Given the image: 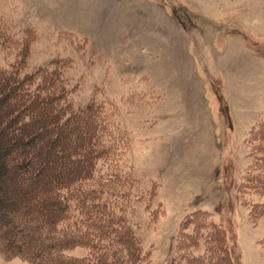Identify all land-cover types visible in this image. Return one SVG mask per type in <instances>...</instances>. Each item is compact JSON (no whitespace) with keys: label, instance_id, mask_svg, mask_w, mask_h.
Wrapping results in <instances>:
<instances>
[{"label":"rangeland","instance_id":"374dc122","mask_svg":"<svg viewBox=\"0 0 264 264\" xmlns=\"http://www.w3.org/2000/svg\"><path fill=\"white\" fill-rule=\"evenodd\" d=\"M0 18L17 38L35 34L29 71L63 61L76 106L116 112L128 142L114 170L139 191L157 185L130 217L148 264L173 263L197 210L226 229L236 264H264V218L245 205L264 194L242 187L264 117V0H0ZM14 59L0 50V65ZM0 264L29 263L0 253Z\"/></svg>","mask_w":264,"mask_h":264},{"label":"trees","instance_id":"16d2710c","mask_svg":"<svg viewBox=\"0 0 264 264\" xmlns=\"http://www.w3.org/2000/svg\"><path fill=\"white\" fill-rule=\"evenodd\" d=\"M17 38L0 18V253L29 264H148L131 215L151 206L157 185L139 191L114 170L127 151L116 112L92 100L76 106L63 61L28 70L31 29ZM250 163L243 192L264 194V117L246 140ZM250 219L264 218V201H246ZM159 208L153 211L158 213ZM82 249L81 256L70 252ZM172 264H236L229 235L206 210L180 225Z\"/></svg>","mask_w":264,"mask_h":264}]
</instances>
